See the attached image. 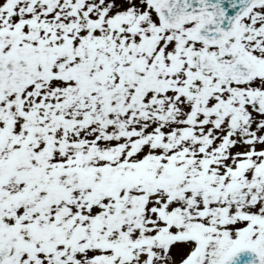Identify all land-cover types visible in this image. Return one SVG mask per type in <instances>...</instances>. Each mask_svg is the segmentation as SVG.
Segmentation results:
<instances>
[{"label":"snow or ice","instance_id":"1","mask_svg":"<svg viewBox=\"0 0 264 264\" xmlns=\"http://www.w3.org/2000/svg\"><path fill=\"white\" fill-rule=\"evenodd\" d=\"M0 264H264V0H0Z\"/></svg>","mask_w":264,"mask_h":264}]
</instances>
